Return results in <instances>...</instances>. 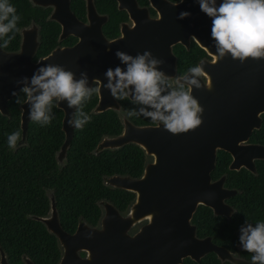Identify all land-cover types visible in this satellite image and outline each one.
<instances>
[{"label":"water","instance_id":"95a60500","mask_svg":"<svg viewBox=\"0 0 264 264\" xmlns=\"http://www.w3.org/2000/svg\"><path fill=\"white\" fill-rule=\"evenodd\" d=\"M31 1L56 5L57 10L64 13V17L59 18V37L71 33L77 39L69 46L52 47L32 59L36 39L34 28L30 26L20 29L17 49L0 47V113H6V100L23 86L17 85L16 81L22 77L30 79L38 67L47 64L63 66L72 71L77 80L81 78L80 73L85 72L89 82L99 79L107 83L104 74L108 68L120 66L126 70L115 55L117 50L133 56L147 50L155 58L165 61L157 66V70L171 77L174 64L169 45L175 40L186 45L189 33L207 53L214 55V60H199L204 79L196 77L200 88L191 86V95L203 108V112L198 113L202 123L194 131L174 135L164 130L163 125L157 128L154 123L135 124L123 118L117 134L103 137L96 143L98 148H113L132 142L145 155L151 156L135 177L120 174L107 177L108 185L134 194L123 214L104 202L97 226L77 220L70 232L59 225L53 203L48 213L34 216L54 235L60 247L53 264H178L184 256L198 260L209 250L219 259L226 258L234 264H251V260L234 258L207 239H196L188 217L196 200L206 203L213 200L214 192L207 173L212 165L214 148H223L230 141L243 138L258 123L257 112L263 106L264 92H259L257 83L264 79L259 76L264 70L256 68V59L246 58L241 62L230 54L218 58L208 28V17L200 12L197 18L196 10L200 8L194 0L159 5V16L152 19L147 17L143 8L132 5L135 9L133 24L129 28L120 25L121 34L114 39L102 35V18L95 14L90 2L87 4L88 21L84 23L73 18L67 0ZM182 11L191 15L178 19ZM191 75L184 72L174 79L184 81L187 90L190 86L185 78H191ZM95 94L92 111L118 107L116 100L103 87L101 95ZM18 109L22 139L29 119V106L21 103ZM59 109L63 133L60 148L64 149L71 137L72 127L67 120L72 118L74 107L68 108L67 101H60ZM145 217L146 221L137 230L128 231L135 221ZM0 264H8L1 249ZM22 264L34 263L23 257Z\"/></svg>","mask_w":264,"mask_h":264},{"label":"trees","instance_id":"16d2710c","mask_svg":"<svg viewBox=\"0 0 264 264\" xmlns=\"http://www.w3.org/2000/svg\"><path fill=\"white\" fill-rule=\"evenodd\" d=\"M21 17L17 27L35 22L38 25L37 45L32 58L47 52L56 40L58 26L44 18L45 10L30 4L29 0H8ZM72 8H80L81 0H69ZM7 23V21H5ZM115 23L103 24L104 33L115 31ZM15 35L7 48L4 41ZM66 37L59 43L67 42ZM69 42V41H68ZM18 32H10L0 37V47L12 50L17 47ZM176 53V73L194 67L196 58L203 54L193 42L187 49L174 45ZM167 90H180V83L169 79ZM94 87V85H90ZM186 90V86L184 85ZM23 99L20 88L16 92ZM95 93L86 102L85 111L91 120L83 129L72 128L70 140L64 151V164L55 162L54 152L62 138L60 129L61 110L53 107L54 116L49 125L41 126L27 120L22 139L15 149L8 146V136L20 131L18 125V103L16 97L6 100V113H0V249L8 264H22V258H29L34 264H53L56 262L60 247L52 233L34 216L43 215L48 206L45 188L49 189L58 223L65 231L70 232L78 219L88 225H95L100 207L98 199L110 201L119 211H124L132 199L133 192L110 186L101 180L102 175L125 173L137 176L143 162L149 158L135 143H123L115 148H102L93 151L101 134H114L120 124L115 110L105 108L94 112ZM119 108L128 117L129 110L147 107L134 104L130 100L118 101ZM153 110V109H148ZM76 108L73 109V117ZM135 124L153 123L150 118L140 116L128 117ZM79 253H82L79 251ZM179 264H232L220 261L212 252H207L194 261L183 257Z\"/></svg>","mask_w":264,"mask_h":264},{"label":"clouds","instance_id":"9594fccd","mask_svg":"<svg viewBox=\"0 0 264 264\" xmlns=\"http://www.w3.org/2000/svg\"><path fill=\"white\" fill-rule=\"evenodd\" d=\"M195 2L211 19L210 36L218 58H223L225 54L241 62L246 58H264V0H221L218 6L217 0ZM190 15L182 11L177 18L184 19ZM20 19L8 0H0V37L14 30L19 32L17 24ZM14 38L15 35L9 36L2 47L7 48ZM115 55L126 70L120 66L108 68L104 74L107 83L93 79L92 84L96 87H89L87 73L81 72V78L77 80L74 73L63 66L47 64L38 67L30 79L22 77L16 81L17 85H23L20 88L25 97L23 101L16 92L12 95L16 97V103L29 106V119L41 126L49 125L53 120V107L59 108L60 101H67L68 108H76L74 117L68 119L67 124L82 130L91 120L83 111L84 106L94 93L101 95V87L117 101L130 100L134 104L147 106L129 110L128 117L150 118L157 128L163 125L164 130L171 134L194 131L201 125L198 113H202L203 108L191 95V86L197 89L201 87L196 77L203 75L202 66L189 69L192 75L185 78L190 86L187 90L184 89V81H181L180 90H167L162 95L166 92V86L170 88L169 78L157 70L158 65L165 64L163 59L155 58L147 50L135 56L117 50ZM20 139V131L13 132L8 136V146L15 149ZM239 233L242 250L252 254L251 264H264V221L256 222L253 227L246 220Z\"/></svg>","mask_w":264,"mask_h":264},{"label":"flooded vegetation","instance_id":"af4514ba","mask_svg":"<svg viewBox=\"0 0 264 264\" xmlns=\"http://www.w3.org/2000/svg\"><path fill=\"white\" fill-rule=\"evenodd\" d=\"M29 2L30 4L45 10L44 18L50 19L57 24L58 29L56 33V40L58 42L54 44L52 47L69 46L74 41H76L77 36L71 33H66L62 37H59V31H60L59 18H63L64 13L61 10L58 11L56 5H54L52 2L44 3V4L32 2L31 0H29ZM89 2L92 8L94 9L95 14H97L98 16H100V18H102L100 22V30L102 35L106 39H114L120 36L121 34L119 29L120 25L123 24V27L129 28L133 24V19H134L133 14L135 12V9L132 7V5L134 7L143 8L145 10L147 17L152 19V18H158L159 12L157 7L159 5L162 6L164 4L178 3L180 2V0H81V7L78 9L72 8L69 0H67V8L69 12L72 14L73 18H75L77 21L87 23L88 19L86 14H87V4ZM220 2L221 0H217V6L219 5ZM194 4L199 5L196 2ZM131 7L134 10H131ZM199 10L200 9L196 10L197 18L200 17V12L201 14L203 13L201 10L200 11ZM52 14L53 16H51ZM106 22L115 23L116 25L115 31L104 33L102 26ZM208 22L210 23V26L208 28L211 30V19L209 17H208ZM30 26H33L34 28L36 45H37V30H38L37 23L31 21L28 24L19 27V29ZM66 37L69 38L66 39L67 42L59 43L60 40H63ZM18 41H19V32H18ZM190 42L196 44L203 51V54L195 59L194 67L198 66V62L201 59L214 60L213 53L212 54L207 53L196 42L195 38H193V35L190 33L187 34L186 36V45L180 42L179 40L173 41L172 43H170L169 47L171 53L173 54L174 74L173 76L168 78L174 82H177L174 79L175 76L181 75L184 72H189V68L184 69L181 73H176L177 57H176V53L173 50V46L181 45L184 49H187ZM15 49H17V47ZM256 62H257L256 68L260 71H263L264 58L256 59ZM259 76L263 77L264 72H261ZM199 77L204 79L203 75ZM92 80H90L89 82L90 83L89 87L90 85H92ZM263 82L264 79L260 80L259 83H257L260 89L259 92L261 93L264 92L263 89L261 90V87L264 85ZM93 85L95 87V84ZM116 102L118 103L117 100ZM113 110H115V112L117 113V117L120 124V128H119L120 131L122 127V119L125 118L129 122H131V120L123 113V111L120 110L119 103H118V107ZM257 116H258L257 125L252 126L249 129L246 136L240 139L230 141L223 148L218 146L214 148L212 165L207 173L208 182L211 184L213 188L212 190L214 192L213 200L210 203L196 200L194 207L191 211V214L188 217V222L192 225L193 236L196 239H207L210 243L224 248L232 257L244 261L251 260L252 254L242 250L239 244V234H240L239 229L242 225L245 224L246 220L247 222L252 223L253 227H255L256 222L264 221V99H263V106L258 110ZM72 118H73V113H72ZM118 132L114 134H101L94 144L93 151L102 148L110 149V147L98 148L96 146V143L103 137L112 136L117 134ZM62 139H63V133L60 143L58 144V147L54 152L55 162L58 165V167L62 166L65 161L64 151L67 145L65 146L64 149L60 148ZM148 156L149 158L145 161L150 160L151 156L150 155ZM110 174H120V175L130 176L125 173H110ZM110 174L101 176V180L103 183L107 184L106 180ZM130 177H135V176H130ZM45 193L48 197V206L45 212L46 214L48 213L49 206L51 203H53V201L49 189L45 188ZM131 200L127 203L126 208L128 204L131 202ZM97 202L100 207V211L97 218V222L94 226L98 225L99 217L103 213L104 202H108L119 214H123L126 211V208L124 211L117 210V208H115L114 205L106 199H98ZM145 221H146V217L135 221L129 227L128 231L132 233L133 231L137 230V228ZM207 252H212L214 254V252L211 250L206 251L203 254ZM219 260L220 261L225 260L234 264L231 260L226 258Z\"/></svg>","mask_w":264,"mask_h":264}]
</instances>
